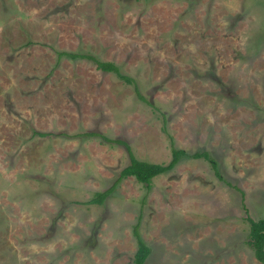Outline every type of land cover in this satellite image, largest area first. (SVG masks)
<instances>
[{"label":"rangeland","instance_id":"374dc122","mask_svg":"<svg viewBox=\"0 0 264 264\" xmlns=\"http://www.w3.org/2000/svg\"><path fill=\"white\" fill-rule=\"evenodd\" d=\"M101 134L187 155L87 203L128 164ZM139 215L144 264H264V0H0V264H133Z\"/></svg>","mask_w":264,"mask_h":264},{"label":"trees","instance_id":"16d2710c","mask_svg":"<svg viewBox=\"0 0 264 264\" xmlns=\"http://www.w3.org/2000/svg\"><path fill=\"white\" fill-rule=\"evenodd\" d=\"M58 58L62 56H67L72 59H87L91 61L95 67L103 72H112L114 73L120 80L125 82L128 85H131L135 96L149 104L154 110L158 111L159 114L162 117V120L165 122L166 121V113L162 111L157 105L154 103H150L141 93L138 83L136 79L132 75L125 74L121 71L119 66L113 62V61H107V60H102L94 56L93 54L90 53H83V52H67V51H58ZM165 129V128H164ZM38 135H44L42 132H35ZM82 135V134H80ZM83 135L87 136H99V132H87L83 133ZM101 136L111 142H117L121 143L125 146L127 153H128V164L121 169L119 172L118 177L111 183V185L103 190L102 192H99L91 198L90 200L87 201V203H92V204H102L115 190L117 184L124 178L128 176H133L138 182H141L144 184L146 187L150 186V182L153 177L168 171L172 169L175 164L180 160L182 156H186V152L183 149H178V148H173L171 151V160L168 164L162 165L158 163H152L144 160L138 159L135 154L133 153L130 145L123 140L120 139H111L109 137H106L101 134ZM193 158H199L203 157L206 160H208L211 164V167L213 168L215 174L220 177L218 173V168H217V163L210 158V156L207 153H193L189 155ZM248 222H249V240L248 243L253 249L254 255L256 259L264 263V218L260 219H252L247 217ZM139 221H140V215L137 219V222L133 226L132 232L134 235V238L136 240V250L134 253L133 257V264H144L146 258L150 254V248L149 246L145 243L143 240L140 231H139Z\"/></svg>","mask_w":264,"mask_h":264}]
</instances>
